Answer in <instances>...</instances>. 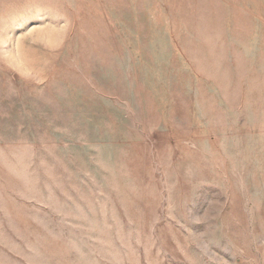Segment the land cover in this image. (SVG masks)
<instances>
[{
	"label": "rangeland",
	"instance_id": "374dc122",
	"mask_svg": "<svg viewBox=\"0 0 264 264\" xmlns=\"http://www.w3.org/2000/svg\"><path fill=\"white\" fill-rule=\"evenodd\" d=\"M0 264H264V0H0Z\"/></svg>",
	"mask_w": 264,
	"mask_h": 264
}]
</instances>
